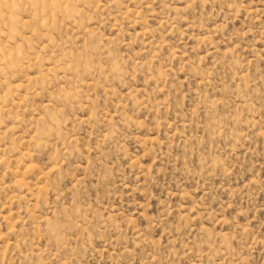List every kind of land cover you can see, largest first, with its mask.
I'll use <instances>...</instances> for the list:
<instances>
[{"label": "rangeland", "instance_id": "obj_1", "mask_svg": "<svg viewBox=\"0 0 264 264\" xmlns=\"http://www.w3.org/2000/svg\"><path fill=\"white\" fill-rule=\"evenodd\" d=\"M0 264H264V0H0Z\"/></svg>", "mask_w": 264, "mask_h": 264}]
</instances>
